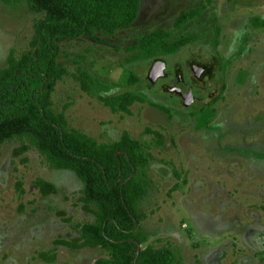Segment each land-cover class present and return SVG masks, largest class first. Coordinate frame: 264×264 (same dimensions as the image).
<instances>
[{
	"label": "rangeland",
	"instance_id": "374dc122",
	"mask_svg": "<svg viewBox=\"0 0 264 264\" xmlns=\"http://www.w3.org/2000/svg\"><path fill=\"white\" fill-rule=\"evenodd\" d=\"M202 4L195 18L171 34L196 40L156 58L188 77L190 65L204 68L194 82L197 99L186 110L191 105L164 93L165 80L153 85L146 79L154 59L130 64L126 59L139 36L172 29L182 12ZM40 15L25 3H0V66L11 49L29 47ZM253 18L264 19V0H144L129 27L57 41V63L66 74L51 94V108L59 112L69 104L68 127L97 142L117 140L122 131L149 141L146 127L164 135L161 147L149 149L154 159L139 202L143 245H168L182 264H264V28L254 27ZM78 68L93 76L97 94L123 90L109 84L136 74L140 81L132 89L167 106L170 115L148 103L133 104L130 115L112 113L79 88L73 77ZM214 98L219 99L213 103ZM200 107L204 110L193 118L190 111ZM19 145L16 138L0 145V264H93L105 256L101 248L54 244L78 235L73 224L93 221L78 201L82 183L69 170L50 168L33 147L13 155ZM36 178L54 184L57 192L41 197ZM53 250V262L38 256Z\"/></svg>",
	"mask_w": 264,
	"mask_h": 264
},
{
	"label": "trees",
	"instance_id": "16d2710c",
	"mask_svg": "<svg viewBox=\"0 0 264 264\" xmlns=\"http://www.w3.org/2000/svg\"><path fill=\"white\" fill-rule=\"evenodd\" d=\"M142 1L0 0L8 5L25 3L30 11L41 14L33 23L29 47L18 52L11 49L5 64L0 66V145L16 138L20 145L13 155L19 156L33 147L50 168L69 170L81 181L78 201L84 212L93 215V221L73 224L78 235L68 240L56 239L54 244L71 249H103L106 255L93 264H182L180 256L168 245H143L147 240L141 229L145 214L139 202L147 191L145 170L154 159L149 149L161 147L164 135L146 127L143 132L151 136L149 141L132 139L127 131H122L117 140L97 142L68 127L65 117L68 103L59 112L51 108V94L66 74V69L57 63L60 50L57 41L93 38L96 32L107 35L129 27L138 16ZM205 6L182 12L172 29H155L139 36L138 42L128 48L133 54L126 62L170 55L195 41V35L172 37L171 34L195 18ZM251 24L264 28V19L253 18ZM73 77L84 93L95 97L112 113L130 115L133 104L148 103L170 115L167 106L132 89L140 81L132 72L122 82L109 84L124 87L113 94L95 93L92 87L95 79L87 70L78 68ZM203 110L204 107L192 110L190 115L195 118ZM34 184L41 197L57 192L54 184L43 178H36ZM16 189L23 192L21 182L16 184ZM38 256L46 262L56 258L55 250L39 252Z\"/></svg>",
	"mask_w": 264,
	"mask_h": 264
},
{
	"label": "flooded vegetation",
	"instance_id": "af4514ba",
	"mask_svg": "<svg viewBox=\"0 0 264 264\" xmlns=\"http://www.w3.org/2000/svg\"><path fill=\"white\" fill-rule=\"evenodd\" d=\"M157 60H160V59H154L153 62ZM163 62L165 63V67L163 70V76L160 78H157L153 83H150L149 81L148 82L154 85L158 82L165 80L164 93L168 94L172 98H175V100L178 101L179 103L181 104L183 103L182 105L184 106H188V105H191V103H194L198 95L197 87L194 84V82L197 81V79H199V77L202 75L204 68L195 66L193 64L190 65L189 71L191 75L190 77H188L187 72L182 69H175L173 72H170L169 70H167V63L165 61ZM175 86H177L178 91L171 90ZM218 99L219 98L214 100L213 103H215Z\"/></svg>",
	"mask_w": 264,
	"mask_h": 264
},
{
	"label": "water",
	"instance_id": "95a60500",
	"mask_svg": "<svg viewBox=\"0 0 264 264\" xmlns=\"http://www.w3.org/2000/svg\"><path fill=\"white\" fill-rule=\"evenodd\" d=\"M165 67V63L162 60H157L155 62L152 63V65L150 66L148 72H147V80L150 83H153L157 78H160L163 76V70ZM171 90H177V86H175L174 88H172ZM118 154V152H116V155ZM139 249V246H137V250ZM134 264V263H132Z\"/></svg>",
	"mask_w": 264,
	"mask_h": 264
}]
</instances>
